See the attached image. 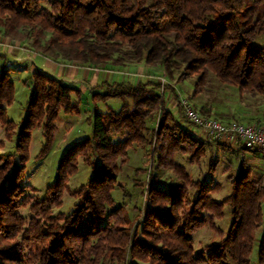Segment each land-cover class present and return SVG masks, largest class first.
<instances>
[{"label": "trees", "instance_id": "16d2710c", "mask_svg": "<svg viewBox=\"0 0 264 264\" xmlns=\"http://www.w3.org/2000/svg\"><path fill=\"white\" fill-rule=\"evenodd\" d=\"M0 27L4 37L29 40L31 49L55 61L104 67L145 62L162 68L167 79L164 85L155 79L103 82L93 102L119 99L121 108L101 113L96 106L91 137L68 149L55 182L42 199H34L22 184L33 131H44L38 156L43 159L60 112L80 113L73 95L81 99L82 91L36 69L16 132L4 106L14 100L15 70L0 54V122H6L8 140L16 135L15 152L0 154V264H264V176L255 177L241 158L239 172L229 177L232 192L214 199L219 159L211 158L208 176L196 180L177 163V154L196 162L207 149L181 108L174 112L166 100L168 91L181 100L171 82L197 76L199 92L211 73L240 95L264 97V0H0ZM158 112L145 202L132 219L124 204L116 205L113 192L122 189L118 176L129 162V149L152 143L154 128L148 124ZM115 135L123 138L115 141ZM239 147V154L264 158L263 151ZM80 156L91 165L92 177L70 192L78 200L74 210L54 215L52 206H63ZM168 168L184 173L183 183L162 181L159 172ZM22 209H29V219ZM226 209L227 231L216 225ZM207 226L220 239L198 250L193 235Z\"/></svg>", "mask_w": 264, "mask_h": 264}, {"label": "rangeland", "instance_id": "374dc122", "mask_svg": "<svg viewBox=\"0 0 264 264\" xmlns=\"http://www.w3.org/2000/svg\"><path fill=\"white\" fill-rule=\"evenodd\" d=\"M43 6H48L43 4ZM16 37V36H14ZM29 40H22L13 37H4L0 27V54L7 56L10 68L15 71L11 74V79L15 83V96L13 102L8 105L7 119L14 121L17 132L19 122L25 116V104L31 94V75L37 69L46 72L66 84H70L82 91V98L79 99L75 94L73 101L79 104L80 113L65 114L60 112L56 122L57 131L52 144V148L47 156L38 159L44 143V131L42 128H36L33 131V138L29 150V160L25 178L22 182L26 189V194L34 199H42L49 185L53 184L57 177V168L69 148L75 143L81 142L91 137L93 130L94 110L98 107V112H107L109 107L115 110L121 108L122 102L119 99H110L107 103L93 102V94L100 92L98 86L103 82L110 84L138 83L147 82L150 79L160 80L165 77L164 70L160 67H150L145 62H135L127 60L126 66H89L78 62H59L47 58L36 50L31 49ZM264 41L261 43L263 44ZM127 48L124 52H127ZM2 62L0 61V64ZM166 78V77H165ZM197 76L191 77L182 82H171L175 92L180 95L181 100H187L195 110H197L205 119H213L225 125L239 124L243 126L257 125L264 127V97L261 95L244 94L240 95L237 89L221 83L214 74H210L206 85L196 92L195 86ZM167 82V79H166ZM167 106L174 112L180 108L184 112L181 100H177L175 95L168 91L166 94ZM180 107V108H179ZM204 113H203V112ZM209 112L207 115L205 112ZM182 112L183 116L184 113ZM161 112L149 121V133L152 143L146 149L135 144L129 149V162L118 176V183L122 187H117L113 192L117 206L125 205L130 217L134 219L138 214V208L142 207L145 198L142 195L146 184L150 181L152 165L151 153L156 146V133L160 122ZM185 119V116H184ZM187 121V119H185ZM202 132V133H201ZM200 139L206 144L207 154L197 160L190 161V155H176V161L183 166L184 170L195 179L208 176L210 159L218 157V168L215 175V181L220 185V190L212 194L217 200H223L232 192V184L229 177L236 175L240 170L241 158L246 160L253 171L254 176H264V158L261 154L237 153L241 146L235 143L231 150L225 149L224 144L208 143L202 136L200 130ZM205 134V133H204ZM205 136V135H204ZM123 138L121 135H115L114 140L119 141ZM4 141L5 146L0 147V154L8 155L15 152L16 135L12 140L7 139L6 122H0V142ZM230 146V145H229ZM84 156L78 158V171L69 177L66 191L63 194V206L57 208L52 206L53 214L64 213L69 215L77 204V199L70 195L72 190H77L86 185L92 177L93 171L90 164L85 161ZM138 169H148V173L141 176L135 174ZM184 172V171H183ZM184 173L174 171L170 168L159 172L162 181L182 182ZM21 214L30 218L29 209H22ZM231 223L230 210L226 209L224 219L216 220V225L227 231ZM196 249H202L209 243L219 241L217 235L210 227H205L193 235Z\"/></svg>", "mask_w": 264, "mask_h": 264}, {"label": "built area", "instance_id": "2783aa9c", "mask_svg": "<svg viewBox=\"0 0 264 264\" xmlns=\"http://www.w3.org/2000/svg\"><path fill=\"white\" fill-rule=\"evenodd\" d=\"M159 82L164 85L166 78L160 77ZM181 105L185 119L197 128L200 135L202 133L200 130L203 131L202 136L208 143L230 146L237 143L264 152V127L243 126L236 123L231 126L225 125L213 119H205L187 100H181Z\"/></svg>", "mask_w": 264, "mask_h": 264}, {"label": "crops", "instance_id": "0c3cea01", "mask_svg": "<svg viewBox=\"0 0 264 264\" xmlns=\"http://www.w3.org/2000/svg\"><path fill=\"white\" fill-rule=\"evenodd\" d=\"M99 86H100V85H99ZM99 86H98V87H99ZM199 135H200V134H199Z\"/></svg>", "mask_w": 264, "mask_h": 264}]
</instances>
